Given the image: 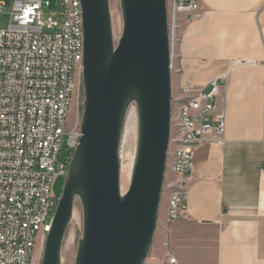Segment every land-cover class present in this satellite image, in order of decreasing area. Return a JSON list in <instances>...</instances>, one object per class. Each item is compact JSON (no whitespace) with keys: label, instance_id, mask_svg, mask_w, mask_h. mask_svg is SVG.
<instances>
[{"label":"water","instance_id":"obj_1","mask_svg":"<svg viewBox=\"0 0 264 264\" xmlns=\"http://www.w3.org/2000/svg\"><path fill=\"white\" fill-rule=\"evenodd\" d=\"M84 23L81 136L40 264H63L77 201L83 231L74 264H144L153 244L172 134V40L168 0H120L115 39L110 0H81ZM137 111L131 183L120 185L121 144Z\"/></svg>","mask_w":264,"mask_h":264},{"label":"built area","instance_id":"obj_2","mask_svg":"<svg viewBox=\"0 0 264 264\" xmlns=\"http://www.w3.org/2000/svg\"><path fill=\"white\" fill-rule=\"evenodd\" d=\"M168 3L173 47L172 10L179 26L181 13L198 19L203 10L201 0ZM44 5L50 0H13L10 24L0 28V264L41 263L59 200L55 183L67 176L82 134L80 120L69 122L84 59L82 2L61 0V20H44ZM224 81L207 89L187 83L173 95V162L163 190L169 220L187 217L196 147L224 138L226 111L216 103Z\"/></svg>","mask_w":264,"mask_h":264},{"label":"crops","instance_id":"obj_3","mask_svg":"<svg viewBox=\"0 0 264 264\" xmlns=\"http://www.w3.org/2000/svg\"><path fill=\"white\" fill-rule=\"evenodd\" d=\"M201 8V18L183 12L176 25L173 95L225 77L216 103L226 132L194 151L186 218L169 220L163 193L153 249L159 264H264V0Z\"/></svg>","mask_w":264,"mask_h":264},{"label":"rangeland","instance_id":"obj_4","mask_svg":"<svg viewBox=\"0 0 264 264\" xmlns=\"http://www.w3.org/2000/svg\"><path fill=\"white\" fill-rule=\"evenodd\" d=\"M12 1L13 0H0V2H3L6 5L5 9L3 11H0V28H6L10 24V6H11ZM110 6H111L112 17H113V27H114L115 39H118L123 29V20H122L121 8H120V0H110ZM172 13H173L172 27L174 28L176 15H175L174 10H172ZM181 16H182V13L178 17L179 24L183 23ZM49 17H52L55 20H61L62 18L61 0H50V5H44L43 19L47 20V18ZM176 30H177V27L173 29V37L175 35ZM176 88L177 86L175 85L173 90L175 89V91H177ZM83 99H84L83 79L81 76L80 87L75 92L73 106L71 108V113L69 116V122L71 125L76 123L77 120H81V115H82V110H83ZM133 138H135V145L137 148V128H136V135ZM65 153H66V150L64 149L61 152V157L64 158ZM135 156H136V152H135ZM134 162H135V159H134ZM132 172H133V167H132ZM132 172L129 178L127 177L126 180L123 181L122 179L123 171H122V166H121L120 185H121L122 192H126L128 190L130 183H131ZM65 180H66V176H63V175L58 176L56 180L55 191L58 194V196H60L62 193ZM82 231H83L82 208H81L80 203L77 201L75 205L73 220L70 224L67 238L65 241V246H64V251H63V264H74L75 263L78 240H79V237L82 235ZM144 264H159L158 260L155 257L153 244H152V247L149 251L148 257L145 260Z\"/></svg>","mask_w":264,"mask_h":264},{"label":"bare ground","instance_id":"obj_5","mask_svg":"<svg viewBox=\"0 0 264 264\" xmlns=\"http://www.w3.org/2000/svg\"><path fill=\"white\" fill-rule=\"evenodd\" d=\"M177 26L175 25L174 28ZM173 28V29H174ZM137 128V111L132 108L130 115L125 126L124 136L121 144V166H122V179L123 181L130 176L132 172V167L135 159L136 145H135V135ZM134 139V140H133ZM66 241V240H65Z\"/></svg>","mask_w":264,"mask_h":264},{"label":"trees","instance_id":"obj_6","mask_svg":"<svg viewBox=\"0 0 264 264\" xmlns=\"http://www.w3.org/2000/svg\"><path fill=\"white\" fill-rule=\"evenodd\" d=\"M71 156H72V154H71Z\"/></svg>","mask_w":264,"mask_h":264}]
</instances>
